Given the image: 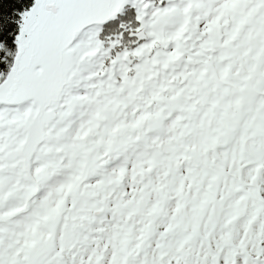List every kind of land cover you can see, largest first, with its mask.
<instances>
[{
    "label": "snow or ice",
    "instance_id": "1",
    "mask_svg": "<svg viewBox=\"0 0 264 264\" xmlns=\"http://www.w3.org/2000/svg\"><path fill=\"white\" fill-rule=\"evenodd\" d=\"M0 264H264V0H0Z\"/></svg>",
    "mask_w": 264,
    "mask_h": 264
}]
</instances>
